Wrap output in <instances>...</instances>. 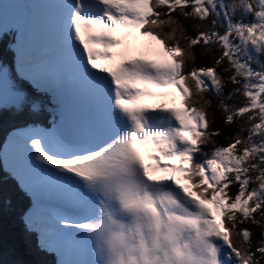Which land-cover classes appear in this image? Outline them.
Returning <instances> with one entry per match:
<instances>
[{
  "label": "snow or ice",
  "instance_id": "1",
  "mask_svg": "<svg viewBox=\"0 0 264 264\" xmlns=\"http://www.w3.org/2000/svg\"><path fill=\"white\" fill-rule=\"evenodd\" d=\"M0 124L34 264H264V0H0Z\"/></svg>",
  "mask_w": 264,
  "mask_h": 264
},
{
  "label": "trees",
  "instance_id": "2",
  "mask_svg": "<svg viewBox=\"0 0 264 264\" xmlns=\"http://www.w3.org/2000/svg\"><path fill=\"white\" fill-rule=\"evenodd\" d=\"M5 134L6 126L0 124V147ZM218 142L221 141L218 140ZM0 193L4 198L12 201L11 206L0 203V264L2 261L9 260H18L22 264H34L38 257L33 253L31 245L25 242L18 219L22 201L15 192L14 182L4 172L2 160H0Z\"/></svg>",
  "mask_w": 264,
  "mask_h": 264
}]
</instances>
